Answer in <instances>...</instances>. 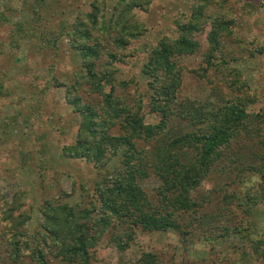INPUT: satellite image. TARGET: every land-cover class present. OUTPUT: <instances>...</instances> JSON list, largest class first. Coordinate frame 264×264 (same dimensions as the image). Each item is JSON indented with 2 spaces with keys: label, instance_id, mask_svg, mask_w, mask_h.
I'll use <instances>...</instances> for the list:
<instances>
[{
  "label": "trees",
  "instance_id": "16d2710c",
  "mask_svg": "<svg viewBox=\"0 0 264 264\" xmlns=\"http://www.w3.org/2000/svg\"><path fill=\"white\" fill-rule=\"evenodd\" d=\"M213 1L192 0L190 16L184 23L179 22L180 37L165 40L151 53L144 66L148 101L134 80L119 81L116 77L118 65L127 63L133 56L129 52L131 41L140 33L132 15L134 9L142 6L139 0H118L109 17L106 2L93 0L91 10L79 15L71 27L61 25L69 36L70 48L82 57L76 78L71 84H62L67 103L83 118L76 143L65 147L64 154L93 164L100 178L92 191L84 188L86 203L72 207L63 194L44 206L46 220L37 236L38 245L32 250L33 264H55L56 259L65 264H94V248L107 233L121 251L131 246L138 230L173 231L190 245L198 237L187 229L196 223L198 229L223 217L232 222L238 206L249 217L264 202V111H250L257 97L241 71L231 69L227 58L219 55L221 32L229 31L233 22L212 20ZM228 1L221 0L220 5L224 7ZM29 6L36 13V21L41 22L47 0H31ZM53 17L52 14L50 20ZM208 25L212 26L206 38L208 46L194 73L210 86L211 92L204 102L180 100L184 60L201 53L203 44L194 35L203 34ZM51 32V37L34 32L31 37L55 50L64 33L58 30L57 36L55 30ZM132 87L134 91L130 93ZM145 107L156 116V125L146 124ZM240 141H250L257 149L250 152V158L234 153L233 147ZM225 158L234 166L233 183L238 187L223 198L227 208H231V216L213 211L208 197L197 196ZM221 171L226 170L221 168ZM253 175L261 178L259 185L263 191L257 194L242 190ZM150 178L160 181L156 197H151L144 187ZM229 188L227 185L226 189ZM203 208L206 212L201 211ZM14 212V205L2 209L5 219L0 224L11 220L12 225L2 224L9 229L0 231V235L1 239L10 241L11 264H25L20 250L22 232L17 231L22 229L25 215H13ZM223 230L227 233L230 228ZM235 231L245 237L247 245L241 252V261L229 264L243 261L264 264V236L244 234L249 226H236ZM26 247L32 249L30 245ZM159 260L156 254L145 253L139 264H162ZM199 262L185 264H204Z\"/></svg>",
  "mask_w": 264,
  "mask_h": 264
},
{
  "label": "rangeland",
  "instance_id": "374dc122",
  "mask_svg": "<svg viewBox=\"0 0 264 264\" xmlns=\"http://www.w3.org/2000/svg\"><path fill=\"white\" fill-rule=\"evenodd\" d=\"M29 1L0 0V220L4 221L1 212L8 206L14 205L13 215H25L22 229L17 228L18 232H22L20 250L25 257V264H33L31 257L35 254L32 250L38 245L37 236L46 220L44 206L63 194L65 201L72 207L86 203L88 198L84 188L87 192L92 191L100 178L93 164L70 159L64 154L65 147L76 143L83 118L67 103L66 88L62 84H71L76 78L82 57L74 48H70L69 36L61 25L71 27L79 15L91 10L93 0H47V8L40 11H43L41 22L36 21V13L29 6ZM117 1L103 0L107 3L104 4L107 17L111 15ZM220 1H213L210 7L212 20H228L233 22V26L229 31L221 32L222 52L219 55L227 58L231 69L241 71L257 97L250 111L260 113L264 111V0H229L224 7ZM139 2L142 6L132 11L133 21L139 26L140 32L131 41L129 52L133 56L127 63L118 65L116 77L119 81L134 80L139 92L148 101L150 93L144 66L151 53L160 48L165 40L180 37L179 22L184 23L186 17L190 16L192 0ZM52 14L54 17L50 20ZM211 29L212 26L208 25L203 34L194 35L203 48L201 53L187 56L184 60L180 100L190 98L204 102L211 92L210 86L194 73L202 63V53L208 46L207 34ZM51 30H55L57 36L58 30L64 33L55 50L48 48L40 39L42 43L31 37V32L41 37H51ZM260 50L262 53L258 52ZM58 83L62 87H58ZM128 91L132 93L134 87ZM144 110L146 124L156 125V116L149 113L148 107ZM252 150L257 149L250 141H240L233 147L235 154L246 155V158L251 157ZM221 168L226 171H221ZM234 171V166L225 158L197 194L198 198L205 196L211 200L213 211L219 210L228 216H231V208H227L223 198L238 188L233 183ZM260 183L258 175L250 176L242 190L257 194L263 191ZM227 185L229 189H226ZM159 186L160 181L156 178H150L144 184L151 197H156ZM201 211L206 212L204 208ZM232 215V222L223 217L207 227L196 229L199 225L196 223L187 229L198 237L190 245H186L182 236L173 231L146 233L138 230L131 246L121 251L111 241L110 233H107L94 248V264H139L145 253L156 254L162 264H185L186 261H203L204 264L240 262L247 241L235 231V227L249 226V231L244 234L252 232L255 237L264 236V202L249 217L243 214L239 206ZM10 221L0 224L1 232L9 229L12 225ZM2 224L9 225L8 229ZM223 227H229L230 230L225 233ZM23 234L26 236L23 237ZM26 244L32 249L27 248ZM9 245L10 241L1 239L0 235V261L3 264L13 261ZM60 261L56 259L55 264H65ZM241 264L250 263L243 261Z\"/></svg>",
  "mask_w": 264,
  "mask_h": 264
}]
</instances>
